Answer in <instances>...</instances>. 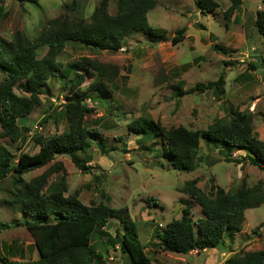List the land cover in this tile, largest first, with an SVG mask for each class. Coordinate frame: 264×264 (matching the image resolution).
I'll return each instance as SVG.
<instances>
[{
	"label": "rangeland",
	"instance_id": "obj_1",
	"mask_svg": "<svg viewBox=\"0 0 264 264\" xmlns=\"http://www.w3.org/2000/svg\"><path fill=\"white\" fill-rule=\"evenodd\" d=\"M102 1L0 0V38L10 41L19 32L33 40L48 21L65 15L73 22H89ZM106 1L109 14H115L117 0ZM217 3V9L206 13L196 8L195 0H156L155 8L147 13L148 25L165 30L166 35L152 39L141 33L132 34L115 52L68 42L57 61L62 72L68 73L67 85L75 77L84 76L76 94L83 98L87 109L93 110L85 117V127L92 133V146L77 155L87 171H80L67 156H56L47 166L21 177L26 183L54 164H61L62 170L48 178L45 193L63 179L65 196L77 193L87 206L104 204L120 211L134 225L137 241L150 264H223L234 253L264 251V204L246 210L242 230L226 235L217 249L188 255L159 249L155 230H163L169 222L180 218V200L188 198L179 191L186 182L197 180V187L205 193L212 181L223 191L251 188L258 183L264 189V172L245 161L246 152L233 155L242 159V166L226 163L217 154V148L202 142L195 171L177 172L160 158V140L142 136L129 127L134 121L145 119L166 130L182 127L204 131L214 121L228 118L231 110H237L251 114L253 134L264 140V39L254 27L257 12L264 13L263 0H243L229 20L224 18L229 3ZM180 29L185 30L184 39L173 45L171 39ZM215 46L233 53L222 54ZM45 52L46 48L39 49L37 58ZM84 59L115 67L117 76L111 84L100 81L95 74L87 76ZM221 76L224 94L220 97L212 90L189 93L197 84L216 82ZM4 79L0 73V83ZM61 81L57 76L50 78L43 88L41 104L17 122L21 131L25 130L24 138L18 137L15 143L0 139V145L16 156L21 152L35 154V137L67 130L59 106L65 103L68 92L62 90ZM100 82L105 90L91 91V86ZM14 93L23 95L21 84L14 88ZM15 180L11 174L0 181V223L9 226L0 228V256L7 255L9 249L16 260L34 261L37 252L23 225L35 219L22 214L19 205L11 204L14 193L22 187ZM191 206V219L195 221L201 209L193 203ZM108 222L99 230L103 235L94 233L91 238L92 246L102 255L101 264H130L119 247L112 244L115 237L124 233L123 224L115 218ZM2 246L6 247L3 251Z\"/></svg>",
	"mask_w": 264,
	"mask_h": 264
},
{
	"label": "trees",
	"instance_id": "obj_2",
	"mask_svg": "<svg viewBox=\"0 0 264 264\" xmlns=\"http://www.w3.org/2000/svg\"><path fill=\"white\" fill-rule=\"evenodd\" d=\"M226 1L229 7L224 12V18L229 20L240 9L243 0ZM107 5V1L103 0L94 9L89 22H73L66 15L54 18L33 40L19 32L10 41L0 38V73L5 76L0 83V139L7 138L15 143L18 137L24 138L25 130L21 131L17 122L41 104L43 88L50 78L59 77L63 83L62 90L68 92L65 103L59 106L67 122L66 131L35 137L34 143L38 146L35 154L21 152L16 156L0 145V181L13 174L16 177L14 183L22 185L14 193L11 204L19 205L22 214L35 219L23 227L31 236L37 252L36 260L20 261L8 249L7 255L0 256V264H101L102 255L92 246L91 238L94 233L103 235L99 230L105 228L112 218L118 219L124 226V233L115 237L112 244L119 247L130 264H150L137 241L134 225L127 222L120 211L104 204L87 206L79 200L77 193L65 196L67 188L63 179L55 189L45 193L48 178L53 172L62 170L61 164H54L52 169L29 182L25 183L21 178L27 172L47 166L56 156H67L76 168L87 171L80 165L77 155L92 146V133L85 127V117L93 110L87 109L82 103L83 98L76 94L84 83V76L75 77L67 85L68 73L62 72V65L57 61L68 42L88 49L115 52L132 34L141 33L152 39L166 35L165 30L148 25L147 13L155 8L156 0H117L113 15L109 14ZM195 6L200 12L208 13L217 9L218 3L217 0H195ZM254 27L264 39L263 12H257ZM184 33V29L176 31L171 43L182 42ZM41 48H46V52L37 58V51ZM214 49L222 54L233 53L223 47L215 46ZM83 62L89 77L95 74L100 81L111 84L117 76V69L113 66L89 59ZM20 84L23 95L18 96L14 88ZM223 84L221 76L216 82L197 84L189 93L212 90L220 97L224 94ZM102 86L101 82L95 83L91 91H104ZM177 90L178 96L182 95L179 87ZM129 127L142 136L160 140L163 144L160 158L174 171H195L202 142L217 148V154L226 163L242 166V159L233 155L246 152L245 161L264 172V140L253 134L251 114L231 110L228 118L214 121L204 131H190L182 127L166 130L145 119H138ZM179 193L188 198L180 200V218L169 222L163 230H155L158 248L177 255L219 248L226 235L242 230L246 210L264 204L261 183L251 188L223 191L216 188L212 181L208 193H205L197 187V180H192L186 182ZM192 203L201 209V215L195 221L191 219ZM0 228L8 229L9 226L0 223ZM4 248L2 246L1 251ZM223 264H264V251L234 253Z\"/></svg>",
	"mask_w": 264,
	"mask_h": 264
},
{
	"label": "built area",
	"instance_id": "obj_3",
	"mask_svg": "<svg viewBox=\"0 0 264 264\" xmlns=\"http://www.w3.org/2000/svg\"><path fill=\"white\" fill-rule=\"evenodd\" d=\"M62 104H64V102H62ZM262 230V229H261Z\"/></svg>",
	"mask_w": 264,
	"mask_h": 264
}]
</instances>
